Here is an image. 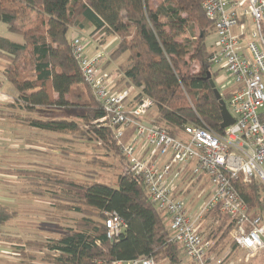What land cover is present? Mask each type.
Here are the masks:
<instances>
[{
  "label": "trees",
  "instance_id": "trees-1",
  "mask_svg": "<svg viewBox=\"0 0 264 264\" xmlns=\"http://www.w3.org/2000/svg\"><path fill=\"white\" fill-rule=\"evenodd\" d=\"M202 2L0 0V23L10 34L23 39L20 43L0 37V58L7 61L4 77L16 90L18 105L28 114L48 115L50 109L78 113L75 120L59 115L31 117L24 123L31 129L69 137L70 141L95 142L98 149L119 154L123 167L117 188L98 181L79 182L42 174L45 186L56 190V206L81 215L57 239L27 243L50 252L44 258L47 264H114L138 259H152L155 264H183L181 246L171 241L164 215L152 203L145 185L130 171L113 130L96 124L104 117V110L85 82L68 34L70 30L90 32L98 46L116 37L119 43L110 57L118 60L129 54L124 69L127 85L142 89L154 101L158 110L154 122L171 136L182 137L185 128L193 125L222 134L220 102L206 78L211 73L207 30L214 29V23L206 16ZM196 29L203 33L196 36ZM190 62L200 64V74L191 75L183 70L189 68ZM27 68L33 78L24 80ZM235 188L251 211L264 210L262 185L239 180ZM112 214L125 222L126 229L109 239L105 222ZM17 217L12 208L0 205L2 239L3 228ZM227 218V230L231 232L235 223ZM216 233L207 235V239L214 241L212 252L226 238ZM233 246L237 248L234 241ZM21 252L24 255V250Z\"/></svg>",
  "mask_w": 264,
  "mask_h": 264
},
{
  "label": "built area",
  "instance_id": "built-area-1",
  "mask_svg": "<svg viewBox=\"0 0 264 264\" xmlns=\"http://www.w3.org/2000/svg\"><path fill=\"white\" fill-rule=\"evenodd\" d=\"M202 8L217 37L209 58L212 79L234 119L222 134L193 125L182 137L171 136L154 119L144 120L156 104L142 89L128 86L124 72L106 69L104 52L89 56L80 38L72 40V48L85 82L104 110L96 124L113 130L130 171L164 215L171 241L181 246L190 264H227L229 254L214 255V241L202 229L210 212L219 210L234 220L232 238L238 249L249 254L264 250L263 219L235 188L239 180L264 187V0H203ZM231 87L235 90L227 93ZM131 128L134 136L125 144L124 132ZM204 183L207 189H198L195 196L205 199L191 209L184 193ZM105 224L109 239L126 229L116 214ZM127 264L155 262L138 259Z\"/></svg>",
  "mask_w": 264,
  "mask_h": 264
},
{
  "label": "rangeland",
  "instance_id": "rangeland-1",
  "mask_svg": "<svg viewBox=\"0 0 264 264\" xmlns=\"http://www.w3.org/2000/svg\"><path fill=\"white\" fill-rule=\"evenodd\" d=\"M162 1L153 0L154 3ZM89 33H75L74 30H70L68 39L72 41L80 38L87 45L92 40ZM201 33L203 32L200 29H196V36ZM207 35L206 43L211 50L217 38L214 29L207 30ZM0 37L10 38L13 42L23 41L21 36L10 34L2 23ZM118 43L116 37H110L103 46L95 48V42L92 40L94 45H88V55L94 56L97 51H102L106 55V64L124 72L129 54H124L118 60L110 57ZM6 64V59L0 58V165L3 172L10 173L2 177L1 189L2 196L13 200L10 206L17 212L18 217L3 228L4 239L9 240L0 241V264H47L44 258L50 252L47 249L40 251L27 243L57 239L66 229L72 228L81 215L72 211L64 212L56 206L58 201L53 199V191L56 190L45 186L46 180L42 174L56 175L62 179L71 178L79 182L98 181L117 188L123 167L119 154L115 151L108 153L100 150L99 144L95 142L86 139L70 141L69 137L29 128L24 122L31 117L57 118L62 115L68 120H75L78 113L76 110L65 112L58 109H50L46 112L48 115L25 112L16 102V90L5 80ZM189 65V68L183 70L191 75L200 74L201 67L198 62H190ZM28 78H33L30 68L26 69L22 77L24 80ZM233 90L235 87L228 89L227 93ZM10 105L14 107L10 108ZM10 114L14 117H10ZM157 117L158 110L155 107L144 120L151 121ZM134 132L133 128L125 130L123 139L125 144L131 141ZM207 186L206 183L195 185L184 193V198L191 209L196 210L203 203L205 197L198 199L195 195H198V189H207ZM262 200L264 201L263 197ZM253 212L259 214L264 222V210ZM229 225V219L219 210L206 215L202 227L206 237L214 232H217L218 237L221 235L226 237L222 243L215 246L212 253L218 256L229 254L227 264H264V250L249 254L233 246L232 231L227 230ZM21 250H24V255ZM183 264L189 263L183 260Z\"/></svg>",
  "mask_w": 264,
  "mask_h": 264
},
{
  "label": "water",
  "instance_id": "water-1",
  "mask_svg": "<svg viewBox=\"0 0 264 264\" xmlns=\"http://www.w3.org/2000/svg\"><path fill=\"white\" fill-rule=\"evenodd\" d=\"M206 78L210 81V84H211V87L214 90L215 96H216L217 100L220 102L221 113H222L221 129L224 130L227 127H229V126L234 124V119L232 118V116L228 112L226 104H225L224 100L222 99L220 92L216 88L215 82L212 79V74L210 72L207 73V77Z\"/></svg>",
  "mask_w": 264,
  "mask_h": 264
},
{
  "label": "crops",
  "instance_id": "crops-1",
  "mask_svg": "<svg viewBox=\"0 0 264 264\" xmlns=\"http://www.w3.org/2000/svg\"><path fill=\"white\" fill-rule=\"evenodd\" d=\"M74 31H75V33L78 32L76 30H74ZM90 44H92V40L89 41V43L87 44V46L90 45ZM92 45H94V44H92ZM94 46H95V48H100L101 47V46H98L96 44ZM111 68H112L111 65L106 64V69L111 70ZM114 69H116V68H112V70H114ZM224 78H225V75H224ZM4 85H6V83ZM0 157H1V154H0ZM8 174H10V173H8ZM8 174L6 172H3L2 171V168H1V165H0V205L7 206V207L11 208V206H10L11 204L10 203L13 202V200L10 199V197L2 196V189H1V184L3 182L2 177L5 176V175H8ZM6 182H8V181H6ZM3 231H4V229H3ZM2 240L4 241V239H2V237L0 236V241H2ZM5 241H7V240H5ZM183 260L186 261L187 263H189L186 260L184 254H182V261ZM119 264H127V263H119Z\"/></svg>",
  "mask_w": 264,
  "mask_h": 264
}]
</instances>
